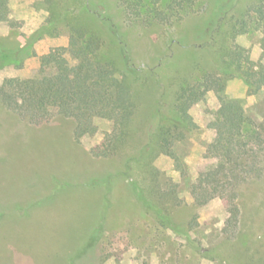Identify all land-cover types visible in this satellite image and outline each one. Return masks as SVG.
<instances>
[{
  "label": "rangeland",
  "instance_id": "374dc122",
  "mask_svg": "<svg viewBox=\"0 0 264 264\" xmlns=\"http://www.w3.org/2000/svg\"><path fill=\"white\" fill-rule=\"evenodd\" d=\"M126 1L0 0V264H264V30L232 21L257 0H195L151 23ZM90 42L103 76L80 69ZM232 59L259 73L256 92ZM221 97L261 133V173L227 188L209 151ZM80 168L87 182L59 190ZM202 178L213 197L197 205Z\"/></svg>",
  "mask_w": 264,
  "mask_h": 264
},
{
  "label": "trees",
  "instance_id": "16d2710c",
  "mask_svg": "<svg viewBox=\"0 0 264 264\" xmlns=\"http://www.w3.org/2000/svg\"><path fill=\"white\" fill-rule=\"evenodd\" d=\"M128 2V7L132 5L139 6V9L136 11L137 16H144V20L151 23L153 20H159L161 22H172L176 17L181 16L182 12H188L193 9L195 0H172L168 3L166 7L159 8L158 2L143 3L138 0L135 4L133 1ZM256 16L251 15L252 5L247 10H234L232 21L234 26L240 25L239 32H246L248 29V19L257 23L261 26V29L264 30V0H257L255 3ZM233 7V6H232ZM231 7V8H232ZM132 8V7H131ZM132 10V9H131ZM225 15L221 16V21ZM235 20V21H234ZM93 43H89L86 47H81L79 56H82L80 63V69L92 72L94 75L103 76L107 69L108 63L98 61L91 58L93 53L92 49ZM90 52V53H89ZM235 58V57H234ZM231 63L236 65L238 72L241 74L244 81L248 84L250 92H256L260 88V81L257 71H252L251 66L244 67L243 64L237 63L235 59H232ZM221 106L218 110V134H219V143L211 144L209 151L212 156L218 159L217 172L220 176V182L222 187H231L236 184H239L245 180L253 173L259 175L262 169L258 166V153L256 149L251 146L254 142V138H260L261 133L253 131L248 126L247 117L245 116L244 110L241 104L232 99H226L221 97ZM231 121V128L226 129L223 127L225 121ZM158 133H164L163 129L159 130ZM251 138V139H248ZM166 143H161V146L165 148L170 147V142L165 138ZM257 143V142H255ZM109 177L105 178L103 181L105 184L109 181ZM94 182V181H93ZM90 184V182L88 183ZM97 185V183H95ZM92 184L91 186H95ZM136 190L140 197V200L148 207H152V200L148 199L144 191H138L139 187L137 182H134ZM192 192L195 198V203L197 205H203L207 203L212 197V191L204 185V179L202 178L200 182L195 183L192 188ZM109 201H104L103 209L107 206ZM157 212H160V209L156 208ZM104 212V210H103ZM240 208L236 205L230 208V216L227 220L226 230L230 231L236 226L239 221ZM103 219V214L96 224L94 230L90 231L91 238L94 237L96 233L101 228V222ZM173 227V226H172ZM90 235L87 243H90Z\"/></svg>",
  "mask_w": 264,
  "mask_h": 264
},
{
  "label": "crops",
  "instance_id": "0c3cea01",
  "mask_svg": "<svg viewBox=\"0 0 264 264\" xmlns=\"http://www.w3.org/2000/svg\"><path fill=\"white\" fill-rule=\"evenodd\" d=\"M56 131H59V132L63 133V135H67L69 150L72 151L73 153H76L75 149L72 150V149H73L72 138H71L70 135L68 134V129H65V128H63V127L57 128V126H54V127H53V126H48V129L42 130V131L40 132V134H42V133H45V134H51L52 132H56ZM85 169H86V168H85ZM81 171H83L82 168H80V170H79V172L82 173V175L84 176L82 179H75L74 176H72V175H71L70 178H68L67 180H66V179H62V178H59V177H55V178H54V182L56 183V185H57L58 182L61 183V186H59L58 189H59V190L62 189L61 187L64 186V185H66L67 183H68V185H69V183H70V184H73L74 181H75L76 183H77V182H79V183H86L87 180H86L85 178L87 177V175H86L85 173L81 172ZM86 171H87V169H86ZM84 179H85V180H84ZM83 180H84V181H83ZM26 191H28L29 193L26 192ZM23 192H24L27 196H29L30 199H33L34 201H38L39 198H40V197H37V198H36V196L34 195V193L31 192V191L28 190V189H25V191H23Z\"/></svg>",
  "mask_w": 264,
  "mask_h": 264
}]
</instances>
